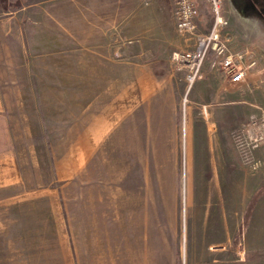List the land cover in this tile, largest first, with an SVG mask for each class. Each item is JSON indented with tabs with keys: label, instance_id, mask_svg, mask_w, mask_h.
Wrapping results in <instances>:
<instances>
[{
	"label": "rangeland",
	"instance_id": "obj_1",
	"mask_svg": "<svg viewBox=\"0 0 264 264\" xmlns=\"http://www.w3.org/2000/svg\"><path fill=\"white\" fill-rule=\"evenodd\" d=\"M257 7L261 13L262 5ZM209 13L213 17L210 8ZM254 23L263 60L264 21ZM30 32V51L11 54L12 86L28 169L40 195L0 207V264H76L69 217L79 221L87 214L90 221L116 222L131 219V209L132 219L156 221L158 241L167 238L175 264H264V143L249 144L244 129L264 112V79L244 83L236 95H223L213 106L209 85L194 94V84L188 90L183 73L173 70L181 77L174 90L177 121L184 125L191 110L194 128L200 129L192 143L184 131L149 133L139 125L140 132H132L128 116L126 131L101 132V99L121 86L79 83L85 81L78 62L84 54L70 59L69 53L36 52L59 48L60 38ZM75 58L77 67L70 70ZM210 107H215V122L207 132L204 113ZM114 108L110 105L109 113ZM84 126L87 131L80 132ZM76 161L86 174L70 185ZM106 190L117 194L110 192L108 207Z\"/></svg>",
	"mask_w": 264,
	"mask_h": 264
},
{
	"label": "crops",
	"instance_id": "obj_2",
	"mask_svg": "<svg viewBox=\"0 0 264 264\" xmlns=\"http://www.w3.org/2000/svg\"><path fill=\"white\" fill-rule=\"evenodd\" d=\"M226 1L222 14L228 24L222 36L227 40L228 51L241 55L235 65L244 70L245 77L238 84L228 82L220 61L212 54L208 55L202 65V77L194 83L193 92L201 93L200 88L209 85L207 95L214 102L213 106L223 95H236L244 83L264 79V59L259 56L262 49L254 39V35L260 36L254 30L255 20L264 21V0L261 4L254 0ZM194 2L198 11L195 34L181 35L175 28L169 0L0 1V207L37 199L40 195L28 169L29 158L20 134V106L12 86L15 83L11 54L30 51L28 37L33 35L30 30H38L37 36L60 38L59 43L56 42L59 48H38L36 52L69 53L72 54L70 59L73 54L75 57L77 53L84 54L78 62L85 69V81L79 83L121 86L111 98L101 99V132L126 131L124 118L128 116L132 117V124L128 125L132 132H140L139 125H144L149 133L184 131L191 142L192 134L200 129L194 128L191 110L184 125L177 121L174 90L182 75L173 72L170 57L176 50H193L197 37L207 33L212 26L213 17L207 0ZM258 5H262L261 13ZM237 6L240 11H235ZM73 64L77 67V58L72 61L70 70L75 68ZM73 83L77 84V81ZM231 100V104L240 103ZM110 105L115 108L109 113ZM214 108L210 107L204 113L207 132L212 130L215 122ZM216 115L219 117V112ZM84 127L80 132L87 131ZM188 148H191L190 143ZM81 164L82 168L86 167L87 159L84 158ZM77 165L76 161L75 167L71 168L70 185L86 174L82 168L78 170ZM113 191L106 190L104 197L109 198L110 192L113 196ZM84 195L82 202L88 213V199L86 193ZM104 205L108 207V199ZM78 209L82 212L81 206ZM133 210L129 211L131 219L116 222L90 221L87 214L86 219L74 221L70 216L68 229L76 264H175L167 238L161 240L162 244L158 241L156 221L132 219ZM105 211H100L104 217ZM112 223L115 227L109 228ZM100 250L112 253L108 257Z\"/></svg>",
	"mask_w": 264,
	"mask_h": 264
},
{
	"label": "built area",
	"instance_id": "obj_3",
	"mask_svg": "<svg viewBox=\"0 0 264 264\" xmlns=\"http://www.w3.org/2000/svg\"><path fill=\"white\" fill-rule=\"evenodd\" d=\"M172 4L175 28L181 35L195 34V19L198 11L194 0H169ZM224 0H207L213 15L210 30L197 37L193 50H176L171 53L172 70L183 73L184 81L190 87L202 77L201 69L208 55L212 54L220 61L221 69L228 82L238 84L244 80V70L237 68L235 61L241 59L240 54H231L227 48V40L222 36L228 21L223 17ZM231 12L232 8L229 9ZM249 136V144L256 147L264 143V112L244 128Z\"/></svg>",
	"mask_w": 264,
	"mask_h": 264
},
{
	"label": "flooded vegetation",
	"instance_id": "obj_4",
	"mask_svg": "<svg viewBox=\"0 0 264 264\" xmlns=\"http://www.w3.org/2000/svg\"><path fill=\"white\" fill-rule=\"evenodd\" d=\"M242 11V10H241Z\"/></svg>",
	"mask_w": 264,
	"mask_h": 264
}]
</instances>
